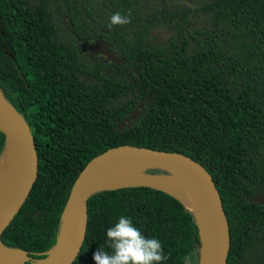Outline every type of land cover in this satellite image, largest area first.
<instances>
[{
    "label": "trees",
    "instance_id": "obj_1",
    "mask_svg": "<svg viewBox=\"0 0 264 264\" xmlns=\"http://www.w3.org/2000/svg\"><path fill=\"white\" fill-rule=\"evenodd\" d=\"M169 1L0 0V92L29 124L39 156L35 185L1 235L5 247L45 256L87 163L131 144L183 153L204 166L228 221L226 264H264V207L250 201L264 193V0ZM115 12L130 13L131 23L110 28ZM195 16L204 26L184 32ZM161 25L174 35L160 46L164 52H153L148 33ZM187 36L195 49L165 54ZM96 40L115 46L122 61H95L80 48ZM4 142L0 132V155ZM88 213L71 264H95L100 247L111 253L106 232L120 216L162 243L163 264L191 257L193 264L194 254L197 264L194 217L164 191L104 190L90 198Z\"/></svg>",
    "mask_w": 264,
    "mask_h": 264
},
{
    "label": "water",
    "instance_id": "obj_2",
    "mask_svg": "<svg viewBox=\"0 0 264 264\" xmlns=\"http://www.w3.org/2000/svg\"><path fill=\"white\" fill-rule=\"evenodd\" d=\"M91 49L101 51L109 59H114L106 42L97 41ZM117 61H119L118 58ZM0 96L3 100L0 101V132L5 140L0 159L8 150L18 170L12 178L9 192L2 195L0 199V264H7L2 252L8 247L2 244L1 235L19 212L35 185L39 175V156L36 140L29 124L1 92ZM141 106L142 103L125 118V121L135 118ZM122 125L123 122L119 127ZM117 165L135 167L143 172L161 170L177 179L184 190L190 208L174 195L172 196L178 199L194 217L199 239L197 264H226L230 246L228 221L221 197L205 167L183 153L131 144L111 147L87 163L79 177L75 179L68 194L60 216L55 245L43 257L33 258L30 262L26 257L24 264H37V261L43 258L47 261L44 264H71L75 256L79 254L86 238L89 220L88 201L98 192L118 189L97 188L100 179ZM161 175L163 174H153V176ZM139 186L157 189L150 185L119 188ZM250 201L264 207V193L251 197Z\"/></svg>",
    "mask_w": 264,
    "mask_h": 264
},
{
    "label": "clouds",
    "instance_id": "obj_3",
    "mask_svg": "<svg viewBox=\"0 0 264 264\" xmlns=\"http://www.w3.org/2000/svg\"><path fill=\"white\" fill-rule=\"evenodd\" d=\"M130 16L115 12L108 26H126L131 23ZM106 236L111 253L100 247L93 255L95 264H163L168 259L162 243L143 235L128 217L120 216Z\"/></svg>",
    "mask_w": 264,
    "mask_h": 264
},
{
    "label": "bare ground",
    "instance_id": "obj_4",
    "mask_svg": "<svg viewBox=\"0 0 264 264\" xmlns=\"http://www.w3.org/2000/svg\"><path fill=\"white\" fill-rule=\"evenodd\" d=\"M0 101H3L0 96ZM149 171V170H148ZM18 173L16 163H14L12 154L7 150L0 159V199L2 195L9 192V186L12 178ZM132 185H150L181 200L188 208L190 204L184 194L180 182L172 176L163 174L153 176L147 171H140L131 166L117 165L112 167L99 181L98 189H112ZM3 257L7 264H24L27 257L21 249L4 248ZM47 262L45 258L37 261V264Z\"/></svg>",
    "mask_w": 264,
    "mask_h": 264
},
{
    "label": "flooded vegetation",
    "instance_id": "obj_5",
    "mask_svg": "<svg viewBox=\"0 0 264 264\" xmlns=\"http://www.w3.org/2000/svg\"><path fill=\"white\" fill-rule=\"evenodd\" d=\"M186 0H170L169 2L170 3H184ZM186 3H188L186 1ZM190 6L193 8L194 6L190 4ZM190 17V16H189ZM197 19V17H193L192 19L189 18L188 22L186 24L183 25V29H184V32H186V29L188 31H190L191 33H193V30L196 29V27H198L200 25V22H201V25L204 26V22L203 21H199L197 24L194 23V21ZM194 23V25L192 26H189L190 23ZM175 34H178V32H175ZM172 35H174V32H171V31H168L167 30V27L164 26V25H161V26H157V27H154L152 28L149 33H148V37H149V41L150 42V46H151V49L153 50V52H160V51H163V48L164 47H160L162 44H167L170 39L172 38ZM177 47H172V48H169L167 51H165V54L166 53H169L170 51L172 50H176V49H182L184 46H185V51H189L191 49H195L196 47V44H195V41L193 39L189 40L188 39V36L186 37V39L184 40L182 37H177ZM97 41H102V40H96V41H93L91 42L88 46L82 44V46L84 47H80L82 49H85L89 52L90 56L96 61V60H99L100 62H111V61H114V62H118L120 63L122 61V56L121 54H119L118 52H116V47L115 46H112L109 42H106V41H103V42H106L109 44V51L111 54H113L114 56V59L111 60L108 58V56H106L105 54H103V52L101 51H95L93 49H91V46L97 42ZM147 42V43H148ZM184 43H186V45H183ZM153 46H159L158 48H155L153 49ZM164 52V51H163ZM160 55L158 53H152L151 55V59L152 61H156L157 60V57H159ZM117 58L119 59V61H117ZM144 61L149 62L150 60L149 59H144ZM151 61V62H152Z\"/></svg>",
    "mask_w": 264,
    "mask_h": 264
},
{
    "label": "rangeland",
    "instance_id": "obj_6",
    "mask_svg": "<svg viewBox=\"0 0 264 264\" xmlns=\"http://www.w3.org/2000/svg\"><path fill=\"white\" fill-rule=\"evenodd\" d=\"M195 259H196V254L193 255V264H194ZM27 260L32 261L33 258H31L30 256L27 255ZM188 264H192V257L189 258Z\"/></svg>",
    "mask_w": 264,
    "mask_h": 264
}]
</instances>
